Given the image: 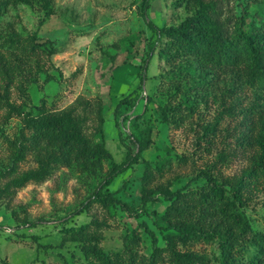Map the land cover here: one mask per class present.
I'll return each instance as SVG.
<instances>
[{
	"label": "rangeland",
	"instance_id": "374dc122",
	"mask_svg": "<svg viewBox=\"0 0 264 264\" xmlns=\"http://www.w3.org/2000/svg\"><path fill=\"white\" fill-rule=\"evenodd\" d=\"M149 1V18L160 27L176 26L192 12L187 0ZM144 2L50 0L49 17L39 1L33 7H2L0 65L6 52L12 51L4 45L10 32L24 38L35 34L38 44L48 41L46 45L56 50L50 58H42L44 69L55 79L44 84L46 74L35 75V58L28 60L34 67L26 63L23 68L37 81L18 78L11 87V103L34 113L43 98L53 110L75 106L81 115L89 116L86 133L95 142H104L118 163L124 160L126 144L130 143L127 135L150 141L151 145L139 163L104 190L115 193L130 212L119 205L108 208L93 202L69 217L86 202L108 171L109 162L89 167L85 172L63 166L41 183L32 182L20 189L10 187L9 195L0 196V264H87L79 243L70 237L75 228L87 225L90 232L102 236L100 246L109 252L122 250L125 236L139 233L141 243L137 250L148 257L153 251V238L145 227L164 247L165 235L170 231L162 217L170 201L158 190L153 192V200L142 202L146 162L153 169L165 166L164 174L153 173L151 185H164L173 192L187 184L192 189L206 184L200 178L204 170L222 182L236 180L255 166L260 128L252 131L249 120L258 122L259 116L252 108L261 106L264 129V96L249 85L241 70L217 75L203 71L187 59L166 64L158 56L164 42L161 39L146 80L139 87L138 66L146 58L149 44L156 39L142 15ZM227 5L237 18L245 17L246 31L264 26V0H229ZM134 90L137 93L131 103L115 116L118 101ZM171 107L179 109L178 126L164 120L162 109ZM6 115V109H0L1 187L37 166L32 152L23 161H17L23 122L21 117L6 119ZM250 190L251 199L240 209L254 232L264 233V183ZM12 211H18L21 218L27 215L30 222L38 224L18 227ZM194 249L218 264L216 241L201 242ZM241 258L250 264H264V255L251 244L243 247Z\"/></svg>",
	"mask_w": 264,
	"mask_h": 264
},
{
	"label": "trees",
	"instance_id": "16d2710c",
	"mask_svg": "<svg viewBox=\"0 0 264 264\" xmlns=\"http://www.w3.org/2000/svg\"><path fill=\"white\" fill-rule=\"evenodd\" d=\"M37 1L44 7L45 15L51 16L50 0H4L0 4V15L2 7H33ZM228 3L229 0H187L192 12L176 26L160 27L149 18L150 1L145 0L142 15L156 39L149 44L147 56L138 66L139 87L146 80L149 63L156 53L158 41L164 39L158 56L166 64L174 65L178 59H187L197 63L203 71H211L217 75L241 70L248 77L249 85L264 96V26L253 28L251 32L246 31L245 17L237 18L231 14ZM36 40L35 34L24 38L17 32H10L4 40V45L12 51L6 52V59L0 65V109H6V119L17 116L23 122L17 161H23L28 152H32L35 153L37 166L22 172L10 184L0 186V196L9 195L10 187L20 189L32 182L41 183L63 166L85 172L89 167L109 162L108 171L86 202H82L69 217L81 213L93 202L108 208L119 205L130 212L129 206L122 203L115 193L104 190L119 175L139 163L142 154L150 148V141L144 142L133 135H127L130 143L126 144L124 160L118 163L104 142H95L86 133L89 116L81 115L75 106L53 110L43 98L41 104L35 106L37 113H34L26 111L22 105L11 103V87L18 78L27 82L37 81L32 80L26 68H23L28 60L35 58V75L46 74L44 84L55 79L44 69L42 58H50L56 50L53 46L46 45L48 41L38 44ZM114 57L111 56V59L114 60ZM22 58L25 60L22 61ZM28 64L34 67V64ZM20 90L23 91V87ZM136 93L137 90H134L118 101L114 110L115 116L125 104L131 103L132 96ZM260 107L252 108L253 113L259 116L258 122L249 120L250 125H253L252 131L256 130L255 127H259L260 131L256 138L259 154L255 156L256 164L248 174L236 180L226 179L221 182L204 170L200 178H204L206 184L195 189L187 184L173 192L164 185H151L153 173L164 174L165 166L157 165L153 169L146 162L142 177L145 184V188L141 190L142 202L153 200L152 194L158 190L165 200L170 201L162 217L167 231H170L165 235V246H160L153 232L145 227L153 238V251L150 256L138 252L141 236L135 232L131 236H125L122 250L109 252L100 246V234L90 232V225L82 226L75 228L70 237L79 243L87 264H214L206 254L194 249L196 244L211 241L217 242L220 253L218 264H250L241 260L243 247L248 244L264 255V233L254 232L247 216L240 209L251 199L250 188H258L264 183V129L261 126ZM162 112L166 123L178 126L179 109L163 108ZM16 168L17 166L14 171ZM11 214L20 228L38 224L30 222L27 215L21 218L18 211H12Z\"/></svg>",
	"mask_w": 264,
	"mask_h": 264
}]
</instances>
